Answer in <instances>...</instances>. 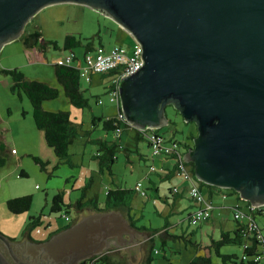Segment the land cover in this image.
Wrapping results in <instances>:
<instances>
[{
	"label": "water",
	"instance_id": "water-1",
	"mask_svg": "<svg viewBox=\"0 0 264 264\" xmlns=\"http://www.w3.org/2000/svg\"><path fill=\"white\" fill-rule=\"evenodd\" d=\"M65 3L111 17L141 46V68L119 86L128 124L161 129L173 106L197 126L183 159L195 178L264 207V0H0V52L42 9ZM136 233L122 212H95L28 241L23 257L0 233L14 260L0 250V264H81L132 244Z\"/></svg>",
	"mask_w": 264,
	"mask_h": 264
},
{
	"label": "rangeland",
	"instance_id": "rangeland-1",
	"mask_svg": "<svg viewBox=\"0 0 264 264\" xmlns=\"http://www.w3.org/2000/svg\"><path fill=\"white\" fill-rule=\"evenodd\" d=\"M31 31L32 33L39 31L42 34L37 48H32L34 50L27 48L24 42ZM67 36L82 39V46L73 50L65 49ZM43 40L48 43L44 47ZM51 42L56 43L57 48L50 44ZM136 43L133 36L111 17L87 6L65 3L42 9L26 25L21 38L5 44L2 48L0 70L17 68L29 80H40L57 88L60 92L59 97L44 102V109L68 111L78 136L69 148V156L58 158L53 148L48 146L44 132L35 124L30 100L26 96L20 98L11 92V80L7 83L0 82V141L6 144L9 151H13V155L5 154L6 164L0 165L1 234L10 239L20 240L30 217L42 215V225L36 228L31 236L39 242L48 240L68 224L63 217L66 212L71 214L72 219L78 214L74 207L64 208L56 213L51 212L52 200L59 193L64 195L67 205L75 204L83 197L82 194H85V200L98 197L102 204L111 189L132 190L139 180L143 181L145 189L151 186L147 179L149 167L153 165V160L149 159L151 152L143 138L137 139L136 128L132 126L125 128L122 138L117 140L119 145L117 159L111 172L108 169L101 172L99 160L96 158L100 148L99 141L112 142L115 139L112 132L108 133L103 128L104 117L115 116L119 112L118 105L110 101L112 76L95 73L92 74L90 82L81 79V89L85 98L89 100V106L80 109L73 106L65 96L55 74L54 62L60 58L71 55L85 63L86 54H95L98 47L109 50L115 46H122L130 53ZM87 46L93 49L88 51ZM73 64L78 65V61ZM0 77L7 78L1 72ZM99 100H102L103 104H99ZM167 113L171 123L157 131L167 140L177 141L181 151L186 153L188 146L194 145V138L198 134L197 126L195 123L185 122L173 106H168ZM24 135H30L28 140L35 145L31 153L24 150L27 141ZM137 149L139 154L146 155L148 160H140L136 153ZM34 158L46 163V169H43ZM154 164L158 166L160 163L156 159ZM23 171L26 174L21 176ZM151 178L160 181L155 174L151 175ZM169 184L168 180L160 182V185H165L166 193L169 195L168 201L165 200L166 196L158 195L154 189L146 190L147 197L134 191L130 194L128 199L130 214L136 227L142 231L140 234L136 233L132 244L106 252L112 260L120 264H146L147 254L152 255V264H189L200 255H210L212 264H224L214 250L209 254L212 236L215 240H219L221 236L219 231H215L214 235L212 233L213 230L208 224L212 217L209 221L193 225L187 217V212L175 213L173 196L168 191ZM204 188L207 187L202 186V189ZM26 195L33 197L29 211L15 214L8 210V200ZM242 202L248 205V202L244 200ZM248 209L247 212L252 214L249 206ZM224 212L221 213L224 214L223 217H219L224 219L221 223L236 222L232 210ZM88 213L93 214L95 210L90 209ZM256 220L264 229V215H256ZM243 252V247L239 245H227L221 249L222 254L237 256V259H233L236 263L229 261L227 264H241ZM263 263L264 261L259 264Z\"/></svg>",
	"mask_w": 264,
	"mask_h": 264
},
{
	"label": "trees",
	"instance_id": "trees-1",
	"mask_svg": "<svg viewBox=\"0 0 264 264\" xmlns=\"http://www.w3.org/2000/svg\"><path fill=\"white\" fill-rule=\"evenodd\" d=\"M42 34L39 31H35L29 34L25 39V46L34 47L37 46L38 42L41 40ZM48 43L43 40V47ZM55 48H57V44L51 42ZM82 46V39L77 38L75 36H67L64 43V48L73 50L76 47ZM92 47V46H91ZM90 46H87V50L91 51ZM1 73L9 76L13 84L10 88L11 92L18 97L22 98L26 96L31 104L33 109V118L37 128L44 132L45 140L49 147L53 148L55 154L58 158L63 159L69 156V148L75 142L78 131L75 128L70 113L68 111L58 110V111H47L44 109V102L49 100L57 99L60 95V92L57 88L49 85L46 82L40 80H29L25 77V75L17 68L15 69H2ZM55 74L58 83L62 86L64 90L65 96L70 100L71 104L76 108H86L89 106V100L85 98L83 91L81 89V77L79 70L73 66L66 65L60 66L55 65ZM129 125L126 122L118 121L117 115L113 117H104L103 120V128L106 132H112L114 134V140L112 142L101 140L99 141V152L96 158L99 160L101 166V172L105 169H108L109 172L112 170V166L115 162L116 153L118 151L119 145L117 144V140L121 137V134L125 128H129ZM120 129V133H117V130ZM142 135L143 139H145L146 134L144 132L138 130ZM155 132L159 133L157 130ZM146 133V132H145ZM161 134V133H160ZM194 136L192 137V139ZM175 141V140H174ZM179 144V143H178ZM191 146H188L190 148ZM5 154H8L7 146L3 142L0 141V165L4 166L6 164ZM35 161L42 166L43 169H46V163L42 162L39 158H34ZM192 168V172L194 173V166L192 163L188 164ZM24 173L21 174V176ZM202 186H206L211 190H223L232 192L239 196L234 190L221 189L218 187L206 185L202 182H199ZM136 192L135 189L128 190L118 188L116 190H109L107 192L106 201L102 204L98 201V197L91 198L89 200H85V194H82L83 197L79 198L75 204L67 205L64 200V195L59 193L54 196L51 205V212L56 213L62 211L64 208L74 207L77 212L82 211L85 208H92L95 212H107V211H120L130 222L131 226L134 227L138 233L142 231V229L137 228L134 220L130 214V208L128 206V199L130 198V194L132 192ZM240 198V196H239ZM241 199V198H240ZM242 200V199H241ZM33 203V197L31 195L21 196L17 198H13L8 200L7 207L8 210L15 214H21L27 212L31 209ZM249 208L251 210L249 212H245L248 216L253 218L256 223V215H264L259 211L253 212L251 207L252 205L248 202ZM65 214H71L66 212ZM42 216V215H41ZM41 216L34 217L31 216L29 219V223L27 224L26 229L22 233L20 239L29 238L30 234L38 227L42 225ZM72 219V217H71ZM238 223L239 228L234 232H224L221 234L219 240H213L211 245L209 246V254H211L212 250L216 253V255L222 258L224 264H227L229 261L232 263H236L234 258L237 259L235 255H226L221 253V249L227 245H239L244 247L245 243H249L247 249H244V253L247 255L246 260H241V264H259L254 261V257L260 251V243L256 240V238L252 236H244L243 230H245L244 225L240 221L235 220ZM71 221L60 231L68 229L73 224ZM259 226V224H258ZM259 228H261L259 226ZM55 233V234H56ZM140 234V233H139ZM14 240V239H12ZM150 242H152V238H150ZM153 258L152 255H148L145 258L146 264H152ZM264 261V258L261 260ZM260 261V262H261ZM92 262H102L103 264H120L116 261L112 260L109 256L108 252L101 256H96L87 261H83L81 264H91ZM189 264H212V259L210 255H200L196 257Z\"/></svg>",
	"mask_w": 264,
	"mask_h": 264
},
{
	"label": "built area",
	"instance_id": "built-area-1",
	"mask_svg": "<svg viewBox=\"0 0 264 264\" xmlns=\"http://www.w3.org/2000/svg\"><path fill=\"white\" fill-rule=\"evenodd\" d=\"M141 46L136 43L131 52L122 46H115L111 49L104 47H98L95 54L87 53L85 56V63L78 60L77 57L68 55L66 58H60L55 62V65L66 66L70 65L79 70L81 79H85L87 82L91 81L92 74H109L112 76L110 84V101L116 103L119 108L117 114L118 121L127 122L124 114L120 110V82L124 77L135 74L142 66L141 61ZM78 61V65H74L73 62ZM99 104H103L102 100L98 101ZM146 134L145 139L148 141L151 156L152 157H165L171 158L175 162V169L178 175L181 176L184 182L189 184L188 195L192 201L195 202L197 208L190 214L189 220L193 225L201 224L204 221H209L212 217V211L214 209L213 204L207 200L200 188L199 181L195 178L194 173L189 168L188 163L184 159V154L177 141L167 140L162 134L155 132L154 130L142 131ZM146 132V133H145ZM120 133V129L117 130ZM164 173L163 169H158L156 166L151 165L148 170V174ZM135 191L143 197H147V191L144 188L143 181H138L134 187ZM173 191L178 193V188H174ZM252 211H259L264 214V207H251ZM234 219L240 221L244 225V236H252L256 238L260 243V251L253 258L255 262L260 263L264 258V229L259 228L256 221L248 216L240 206L233 208ZM65 220L70 223L72 221L69 214H64ZM249 243L244 244V249H247ZM247 259V255L244 253L243 260ZM92 262L91 264H94Z\"/></svg>",
	"mask_w": 264,
	"mask_h": 264
},
{
	"label": "crops",
	"instance_id": "crops-1",
	"mask_svg": "<svg viewBox=\"0 0 264 264\" xmlns=\"http://www.w3.org/2000/svg\"><path fill=\"white\" fill-rule=\"evenodd\" d=\"M31 33H32V31L29 34H31ZM26 47L27 48H31V50H34L32 48H37V46H34V47L26 46ZM54 64H55V62H54ZM9 80H11V82L13 84V81H12V79L9 76H7V78L0 77V82L4 81V82L7 83ZM118 110H119V108H118ZM26 114H27V112H26ZM108 117H113V116H108ZM25 137H26L27 141L25 142V146H24L25 149L24 150H26L27 152L31 153L30 151H32V149H35V145H34V143L31 140H28V138L31 137L30 135H26ZM120 138H122V134H121ZM142 138H144L143 135L138 131L137 139L140 140ZM144 140L147 142L146 139H144ZM104 141H107V140H104ZM20 146H22V145H20ZM147 146H148V148L150 150V146H149L148 142H147ZM29 149H31V150H29ZM15 150H16V154H18L17 148ZM7 151H8V154H12V152H13L12 150L9 151V149H7ZM150 152H151V150H150ZM136 153H137V155H139L140 160H143V161L148 160V157L146 155L139 154V149L136 150ZM149 159L153 160V165H156V164H154V162L157 159L160 164L158 166L156 165V167L158 169L159 168L163 169L164 173H153V174L157 175V177L160 179V181H155L154 179L151 178V175H153V174H148L147 173V176H148L147 179H148V181H149L151 186H149V187L145 186L146 190L147 189H154V190L157 191L158 195L162 194V196L163 195L166 196L165 200L168 201L169 200V195L166 193L165 185H160V182L168 180V182H170V184L168 185V191L173 196V211H175V213H180V214H182L184 212H187V217L189 218L190 214L197 208V205L195 204L194 201H192L190 199V197L188 195L189 184L187 182H184L182 180L181 176L178 175V173H177V171L175 169V162L171 158L152 157L151 154H150ZM189 168L192 170L191 166H189ZM22 173L26 174L24 171ZM176 187L178 188V193H175L173 191V189L176 188ZM201 191H202L204 197L207 200H209L214 206V209L212 211V219L209 221L210 223H208V224H210V226H211V228L213 230L212 231L213 235H214L215 231L216 232L219 231V233L222 234L224 232H234L235 230H237L239 228L237 222H235L236 224L233 223L234 225L233 224H229V223L225 224L223 222L221 223V220L224 221V219L223 218H219V217L220 216L223 217L222 215H224V214H221V213L224 212V211H228L229 212V210H232V212H233V208L235 206H240V208L244 212H247V209H248L249 205L243 204V202L239 198V196L234 194V193H232V192L223 191V190H211L209 188H204V189L201 188ZM163 192L165 194H163ZM184 203H185V206H183ZM245 208H247V209L244 210ZM201 228H203V227L201 226ZM31 234H30L29 238H26V240L27 241L38 242L34 238H32ZM212 239L215 240L214 236H212Z\"/></svg>",
	"mask_w": 264,
	"mask_h": 264
},
{
	"label": "flooded vegetation",
	"instance_id": "flooded-vegetation-1",
	"mask_svg": "<svg viewBox=\"0 0 264 264\" xmlns=\"http://www.w3.org/2000/svg\"><path fill=\"white\" fill-rule=\"evenodd\" d=\"M87 209L90 211V209H92V208H85L82 211L78 212L77 217L72 219V222H73L72 224H75L78 221H80L81 219H83L84 217L89 216L90 214L88 213L89 211L87 212ZM10 241L12 242L13 248L16 251L17 256L23 257V255H22L23 253L21 252L22 245L26 246L28 241L26 239L10 240ZM113 241H116L117 243H119L117 240H113ZM0 250L4 252V254L6 255V257L8 258V260L11 263L14 262V260L9 256V253H8V250L6 249V246L1 241H0ZM28 261H30V260H28Z\"/></svg>",
	"mask_w": 264,
	"mask_h": 264
},
{
	"label": "bare ground",
	"instance_id": "bare-ground-1",
	"mask_svg": "<svg viewBox=\"0 0 264 264\" xmlns=\"http://www.w3.org/2000/svg\"><path fill=\"white\" fill-rule=\"evenodd\" d=\"M148 142V141H147Z\"/></svg>",
	"mask_w": 264,
	"mask_h": 264
}]
</instances>
